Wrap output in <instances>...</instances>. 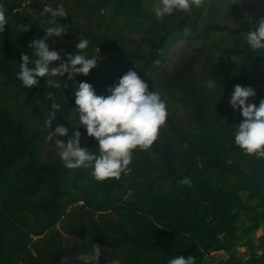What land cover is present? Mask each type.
Returning a JSON list of instances; mask_svg holds the SVG:
<instances>
[{"label": "trees", "instance_id": "trees-1", "mask_svg": "<svg viewBox=\"0 0 264 264\" xmlns=\"http://www.w3.org/2000/svg\"><path fill=\"white\" fill-rule=\"evenodd\" d=\"M24 1L0 0L8 20L0 33V99L25 107L33 118H46L52 103L46 96L52 92L61 105L52 123L64 126L73 118L79 124L71 82L67 89L49 88L45 77L37 86L25 88L17 79L21 52L29 55V67H34L36 57L29 43L46 35L47 27L41 25L50 19V15L30 17L25 22L29 31L22 32L15 24L19 18L15 11ZM209 4L213 0H205L191 14L181 11L177 17L158 19L151 0H67L69 18H56L67 32L53 38L55 44L50 40L49 46L62 49V59L76 51L98 59L87 76L75 77L77 82L90 83L97 95H109L108 88L115 83L104 64L109 51L138 60L134 71L143 75L164 64L178 38L206 42L222 33L232 43L214 44L205 52L200 49L207 56L202 77L192 63L167 74L166 83L177 89L188 110L187 123H179L168 112L172 135L160 132L151 149L135 152L129 165L132 171L118 180L98 182L91 168L68 169L61 160L42 159L40 132L0 102V264H62V258L64 264H83L77 257L90 253L94 243L101 247L99 264L113 259L121 264H168L171 258L190 255L196 264H206L207 256L219 251H227L228 256L217 264H264V233L259 246L249 238L247 258L230 251L244 232H254L264 223V159L245 155L235 145V126L243 117L229 103L237 84L256 91L249 103L258 106L264 99V50L253 51L246 42L247 33L257 27L250 20H241L237 27L219 20L199 26ZM94 14L109 16L119 27L112 34H96L91 24ZM81 15L90 22L82 25L77 19ZM127 32L141 34L147 52L129 48ZM68 33L88 40L90 50H77ZM96 48L101 50L95 53ZM60 78L66 81L67 74ZM212 78L216 87L209 89L205 82ZM79 131L85 140L82 147L96 152L98 142L83 127ZM185 177L191 179L190 186L179 183ZM81 201L79 212L71 213L69 208ZM67 216L73 217L65 221L67 232L88 237L91 244L65 249L58 239L57 251L30 245L33 236L51 231ZM246 218H250L247 226ZM53 233L61 237L58 230Z\"/></svg>", "mask_w": 264, "mask_h": 264}, {"label": "clouds", "instance_id": "clouds-1", "mask_svg": "<svg viewBox=\"0 0 264 264\" xmlns=\"http://www.w3.org/2000/svg\"><path fill=\"white\" fill-rule=\"evenodd\" d=\"M205 0H159L154 11L158 19L166 15H172L176 11L191 14L193 8H200ZM234 4V3H233ZM232 4V5H233ZM50 14L46 29V35L40 39H33L29 47L34 51L36 59L32 61L34 67H29L30 57L21 52L19 71L17 79L25 88L37 86L40 78L48 77L46 80L49 88L61 89L69 87L71 82L75 88L74 112L78 113L79 126L77 130L68 137L67 141L57 137L68 136V128L58 125L51 131L52 122L56 119V113L61 111V105L53 98V93L48 92L46 98L51 100V110L46 114L44 126L47 130L46 139L54 141L57 154L64 166L68 169H79L81 167L91 168V175L98 182L109 179H120L122 174L132 171L129 165L133 161V155L137 151H148L158 141L161 129L168 120L166 102L156 91H149V85L136 71L128 70L123 74L118 83L108 88L107 96L97 95L93 86L87 82H77V75L87 76L97 66L95 57L87 58L83 54H66L62 59L61 50L50 48L49 41L56 43L55 37H61L67 30L62 24H57V17H66L67 13L63 7L53 8L44 5L41 16ZM8 24L6 11L0 4V33L5 31ZM22 32L30 29L29 25H20ZM246 42L253 51L264 50V17L257 22V27L246 35ZM88 40L79 38L76 44L77 50L88 47ZM158 63V62H157ZM67 74V80L62 82L56 77ZM216 79L212 78L205 83L209 89L216 87ZM256 96V91L248 86L237 84L234 86L229 103L233 110H240L243 117L238 126H235L234 143L248 156L264 159V99L259 104L249 103V99ZM86 129L88 137L98 142L96 152L86 147H81V132L79 128ZM55 138V139H54ZM188 145L184 144V148ZM200 158L197 157L199 162ZM230 165L232 160H228ZM202 167V164L198 163ZM179 183L191 185V179L185 177ZM101 247L92 244V251L77 257L83 264H99ZM65 258H62L64 264ZM109 264H121L119 259H113ZM168 264H196L195 256H179L171 258Z\"/></svg>", "mask_w": 264, "mask_h": 264}, {"label": "rangeland", "instance_id": "rangeland-1", "mask_svg": "<svg viewBox=\"0 0 264 264\" xmlns=\"http://www.w3.org/2000/svg\"><path fill=\"white\" fill-rule=\"evenodd\" d=\"M67 0H25L23 7L21 9L16 10L17 17H19L16 21V26H20L21 24H25L26 20L30 17H36L43 11L44 5H51L53 8L63 7L66 11L67 16L65 18H69L68 8L66 6ZM152 7L158 6L159 0H151ZM234 3V4H233ZM233 4V5H232ZM181 11H176L175 17L178 16V13ZM74 13H76L74 11ZM50 15V14H45ZM100 16L102 19H100ZM94 14L91 17V24L94 32L96 34L108 33L112 34L113 29L119 27L116 22L112 21L109 16H102V14ZM261 17H264V0H213V4H209L206 6L205 12L202 17L198 20V25L203 27L208 23L209 20H219L222 23H228L231 27H237L241 20H250L252 23H257ZM76 19V18H75ZM77 19H79L82 25L88 24L90 22L87 15H81ZM174 19V16H173ZM57 24H60L57 22ZM42 27H49L48 22H43ZM67 30V28L65 27ZM128 34V43L127 46L129 48L140 49L144 52H147V45L143 40L141 34L138 32H127ZM73 41V45L79 42L80 36L73 33H68ZM84 39V38H83ZM232 43V38L226 34L218 33L215 34L204 42L203 40L190 39L189 37L178 38V40L172 45L171 50L166 58V61L161 67H157L155 69L150 70L149 72L139 75L146 83L149 85V91H156L161 95V98L166 102L167 110L171 115H174L179 123L186 124L188 118V110L182 105L179 100V92L177 89L166 83L167 74L173 72L177 67L185 64L192 63L195 69V72L202 77L203 74V63L207 60V56L204 55L201 50L204 52L210 48L211 45L220 44V45H228ZM90 44L86 50H90ZM95 53H98L101 49H94ZM102 62V59H99ZM222 62V61H221ZM218 62V64H221ZM106 67L112 73L114 77V82L118 83V79L126 74L128 70H135V67L139 64L138 60L131 59L129 57H125L123 55L117 54L114 51H109L108 60L104 62ZM221 68V72L225 73L226 69ZM55 79H60L56 77ZM62 81V80H61ZM114 83V84H115ZM63 86V83H62ZM65 91V90H63ZM0 102L8 105V107L13 110V112L17 115H22L25 117L26 123L30 126V128L36 129L40 132V155L42 159L49 161H59L61 160L57 154V149L54 141H48L46 139L47 130L44 126L45 118H33L29 111L18 104L9 103L6 100L0 99ZM56 123H52L51 131H54ZM74 126H79L77 121L71 118L64 127L68 128V136L57 137L58 139L67 141L68 137L71 136L77 129ZM167 132L169 135H172L168 122L161 129V132ZM55 139V138H54ZM85 143L83 137H81V147ZM153 157L156 159V155L152 153ZM158 162V157L156 159ZM130 193V192H129ZM83 206V201L74 204L69 208L71 213L73 211L79 212V207ZM98 216V214L96 215ZM114 217V214L113 216ZM73 219L72 216H67L64 220L59 222L54 229L51 231H47L42 236H33L30 242V245H40L47 246L52 251H57L59 247L58 239H60V243L65 249L71 248L74 244H91L88 237L79 236L73 234L71 232H67L65 229V221H69ZM250 218L245 219V226L249 224L248 220ZM53 230H58L61 234L59 238L53 233ZM264 233V223H261V227L256 231L247 230L244 232L241 237L236 240L232 244L231 253L236 254L240 258H247L249 252V238L254 239L255 245L259 246L261 244V237ZM100 246V243H94ZM35 254V253H34ZM214 255V257H211ZM228 256L227 251H219L217 253L213 252L206 258V264H217L221 258H225ZM42 264H48L47 262H42Z\"/></svg>", "mask_w": 264, "mask_h": 264}]
</instances>
